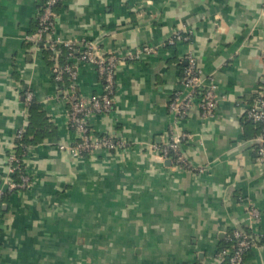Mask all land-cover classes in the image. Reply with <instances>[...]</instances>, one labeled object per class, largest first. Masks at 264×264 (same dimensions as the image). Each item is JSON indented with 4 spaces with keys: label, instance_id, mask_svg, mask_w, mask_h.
Here are the masks:
<instances>
[{
    "label": "crops",
    "instance_id": "crops-1",
    "mask_svg": "<svg viewBox=\"0 0 264 264\" xmlns=\"http://www.w3.org/2000/svg\"><path fill=\"white\" fill-rule=\"evenodd\" d=\"M42 2L0 0V264H221L236 229L253 234L246 264H264V170L257 126L246 118L264 82V0H61V39L90 40L103 56L154 48L119 65L113 110L88 116L97 136L126 147L81 157L60 148L79 137L68 87L53 78L60 51L37 37ZM181 29L192 32L198 66L218 86L214 117L198 106L181 121L170 111L188 45L168 40ZM72 61L78 93L100 96L95 67ZM175 125L193 136L181 150L196 171L157 149ZM30 129L39 138L25 158L32 187L8 193L9 155Z\"/></svg>",
    "mask_w": 264,
    "mask_h": 264
},
{
    "label": "built area",
    "instance_id": "built-area-1",
    "mask_svg": "<svg viewBox=\"0 0 264 264\" xmlns=\"http://www.w3.org/2000/svg\"><path fill=\"white\" fill-rule=\"evenodd\" d=\"M58 1H43L38 16L37 37L39 39H48L54 49L65 47L71 52H75L77 56H73L71 53V62H73L72 60H77L93 65L103 84L102 94L87 100L77 90V65L71 63L62 66L59 62L56 63L53 68L55 82L60 83L65 76L70 81V86L66 88V98L70 105L69 124L79 137V141L71 147L61 146L60 148L70 150L75 157H81L87 154L91 155L99 150L112 151L116 148H125L126 143L123 140H116L112 136L97 137L94 130L88 124V116L92 113L108 114L113 110L117 88L116 74L119 65L128 60H140L142 56L152 54L154 48L146 46L139 51L126 54L125 57L118 55L103 56L99 53L96 44L90 40H82L81 42L63 40L57 35L56 24L58 14L55 6ZM192 39L191 31L181 29L168 40V44L170 45H174L178 41L185 42L188 45V49L183 56L186 67L180 81L181 90L175 93L169 106L170 111L179 121L186 119L196 106L202 109L205 119L214 117L219 104L218 86L212 80H208L198 66L194 50L191 47ZM25 96L27 104L29 105L34 99V94L28 90ZM246 118L261 126V134L255 140L257 143L256 162L264 170V82L259 99L246 112ZM23 134L24 130L19 131L17 140H20ZM167 137V142L157 148L163 158L170 160L176 166L182 167L185 170L196 171L181 150V145L184 142L190 141L193 136L189 133L178 132V128L175 125L168 130ZM17 149L18 146L16 145L15 149L9 155L7 185L9 191H26L32 187L33 183L32 177L28 173L25 165V158L31 148H27L26 154L21 157L18 155ZM199 171L203 172L205 168ZM16 175H19V181L16 180ZM1 198L2 196L0 197V203ZM249 215L251 220L258 222L261 219L260 211L254 207L250 208ZM232 237L236 240V250L229 264H246V256L254 246V239L239 229L232 232Z\"/></svg>",
    "mask_w": 264,
    "mask_h": 264
},
{
    "label": "trees",
    "instance_id": "trees-1",
    "mask_svg": "<svg viewBox=\"0 0 264 264\" xmlns=\"http://www.w3.org/2000/svg\"><path fill=\"white\" fill-rule=\"evenodd\" d=\"M60 3H61V0H59L57 5L55 6L56 12H58V8L60 6ZM37 28H38V24H37ZM56 49L60 51V55L58 56L57 60L62 66L72 63L71 62V59H72L71 53L73 54V56H77L75 54V52H71L69 49H67L65 47H59ZM184 70H185V68H184ZM58 84L61 87H69L70 81L68 80V77L65 76L63 78V80ZM36 105H37V103H36L35 98H34L33 101L28 105L29 109H30V113H33L35 110H37ZM250 123H251V121H250ZM256 126L258 129L256 136H259L261 134V126L259 124H256ZM31 137H32V134H31V129H30V131L24 132V134L20 140H17V146H18L17 153L20 157L26 154L27 148H29V147L31 148L33 145H36L39 143L38 137H36V136H34L33 138H31ZM97 137L102 138L103 136L102 137L97 136ZM254 145L257 146V143L254 142ZM15 178H16V180L19 181V175H16ZM12 192H18V190L9 191L8 193H12ZM5 195L2 196V198H1L0 214L3 212L2 203L6 200ZM244 232L246 234H248L251 238H253V234L250 231L245 230ZM235 250H236V240L232 237V232H231L230 235L228 236V238L226 239L224 246L219 250V253H218V258L220 259L221 264H229L230 259H231L232 255L234 254Z\"/></svg>",
    "mask_w": 264,
    "mask_h": 264
}]
</instances>
